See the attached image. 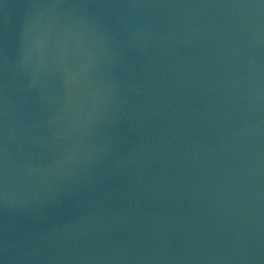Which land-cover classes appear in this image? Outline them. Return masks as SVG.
Masks as SVG:
<instances>
[{"label":"water","instance_id":"water-1","mask_svg":"<svg viewBox=\"0 0 264 264\" xmlns=\"http://www.w3.org/2000/svg\"><path fill=\"white\" fill-rule=\"evenodd\" d=\"M0 264H264V0H0Z\"/></svg>","mask_w":264,"mask_h":264}]
</instances>
